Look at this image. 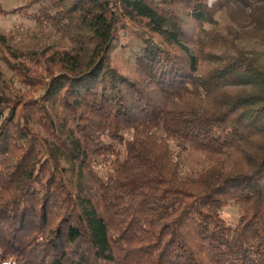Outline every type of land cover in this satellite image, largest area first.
<instances>
[{
    "label": "trees",
    "instance_id": "1",
    "mask_svg": "<svg viewBox=\"0 0 264 264\" xmlns=\"http://www.w3.org/2000/svg\"><path fill=\"white\" fill-rule=\"evenodd\" d=\"M9 16L35 27L0 30V264H264V0Z\"/></svg>",
    "mask_w": 264,
    "mask_h": 264
},
{
    "label": "rangeland",
    "instance_id": "2",
    "mask_svg": "<svg viewBox=\"0 0 264 264\" xmlns=\"http://www.w3.org/2000/svg\"><path fill=\"white\" fill-rule=\"evenodd\" d=\"M23 3L24 0H0V4H2L6 9H11L15 6L22 5ZM21 25L29 29H33L35 27L33 22L18 16H9L7 18L0 19V30L2 31H8ZM123 66L125 67L126 64L123 63ZM222 216L228 224L235 225L238 221L239 209L235 205H229L222 210Z\"/></svg>",
    "mask_w": 264,
    "mask_h": 264
}]
</instances>
